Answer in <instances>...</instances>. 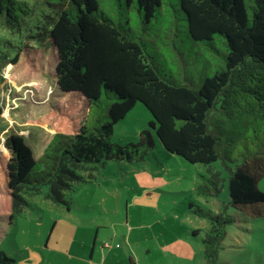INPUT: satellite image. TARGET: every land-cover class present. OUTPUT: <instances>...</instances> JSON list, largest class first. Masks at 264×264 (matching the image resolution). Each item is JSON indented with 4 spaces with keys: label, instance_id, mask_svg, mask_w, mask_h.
Returning <instances> with one entry per match:
<instances>
[{
    "label": "trees",
    "instance_id": "obj_1",
    "mask_svg": "<svg viewBox=\"0 0 264 264\" xmlns=\"http://www.w3.org/2000/svg\"><path fill=\"white\" fill-rule=\"evenodd\" d=\"M176 1L190 40L208 49H214L216 38L223 44L219 61L209 62V72L199 79L190 78L176 60L179 56L186 62L169 9H178L174 1L47 0L53 11L42 17L35 13L37 0H0V15L16 37V44L0 39V96L2 66L21 56L33 69L45 59L53 63L49 76L60 95L39 118L56 130L40 154L12 128L0 125V223L11 225L29 206L26 195L41 193L68 208L66 191L94 178L93 165L143 160L155 145L153 133L166 151L211 165L230 159L231 131L247 139L246 129L257 124L264 132V0ZM116 3L138 11L141 34L129 15L116 18ZM36 37L42 40L38 46L28 44ZM137 102L151 113L150 128L140 129L138 139L125 145L112 142L114 125ZM91 108L97 114L87 125ZM2 111L0 102V121ZM260 140L241 153L227 178L229 205L251 215L264 214V191L258 184L264 177V137ZM208 171L201 174L196 191L217 195L223 178L218 170ZM192 211L211 223L202 238L206 263L222 264L218 252L234 216L199 206ZM0 264H16V259L0 248Z\"/></svg>",
    "mask_w": 264,
    "mask_h": 264
},
{
    "label": "rangeland",
    "instance_id": "obj_2",
    "mask_svg": "<svg viewBox=\"0 0 264 264\" xmlns=\"http://www.w3.org/2000/svg\"><path fill=\"white\" fill-rule=\"evenodd\" d=\"M167 1L177 4L176 0ZM37 2L39 7L36 8V16L44 17L43 13H52L53 8L48 6L47 0ZM116 7V18L124 20L129 15L132 28L141 34V26L137 24L140 21L138 11L133 8H119L118 3ZM176 7L178 9L174 10L169 5L171 18L178 24L175 29L177 46L184 53L186 62L183 63L179 56L176 60L179 66L183 64L182 67L186 68L190 78L199 79L201 75L209 72V62L216 64L219 61L223 44L216 38L214 49H208L203 43L190 40L184 31L183 13L178 4ZM31 28L38 31L37 27ZM11 31L4 17L0 15V39H11L16 44L15 33ZM41 42V38L36 37L29 40L28 44L38 46ZM13 50L14 48L11 53ZM154 55L157 62L161 63L159 52ZM171 65L175 68L174 62ZM35 68H31L22 56L17 63L8 62L2 66L4 81L0 102L3 104V111L0 125L7 129L12 128L38 155L55 132L40 122L39 118L56 103L60 95L49 76L53 71V63L48 64L45 59L42 67ZM165 69L169 70L168 67ZM96 111L97 109L91 108L87 125H90ZM151 119L149 110L137 102L114 125L110 140L120 145L137 140L140 129L150 128ZM254 129H257L260 139L264 137L261 126L257 124L248 126L245 133L249 136L247 139L231 131L230 143L233 145L227 146L230 159H226L225 163L217 159L211 165L190 163L166 151L153 133L155 145L143 160H107L103 165H93L91 171L95 177H87L88 183H75L71 190L66 191V199L70 204L76 198L91 206L100 205L98 211H102L106 219H116L117 215L102 206L110 208L115 203L123 222L128 216L132 224L141 223L142 234L155 235L160 242L168 244L169 252L166 249L165 251L171 264H207L203 256L202 238L211 223L192 209L199 206L214 212L224 210L232 214L235 221L227 225V234L219 249L218 260L222 264H264V214L251 215L235 209L228 203L227 190L229 168H233L240 161L242 152L253 150L261 141L253 137ZM209 168L220 172L223 178L221 191L217 195L204 196L197 193L196 185L202 182L201 174H209ZM87 173L88 171L82 172L85 176ZM258 184L264 191V177ZM26 198L29 206L15 216L11 225L6 227L0 223V248L14 257L16 264H78V260L72 256L73 249L66 253L58 249H48L43 245L51 228L54 229V237L58 236L59 226H63L62 219L73 222L75 217L80 216L82 220L81 214L74 213L75 204L72 203L71 212H67L65 206L51 202L41 193L26 195ZM126 199L128 203L125 202ZM190 203L194 205L190 207ZM54 220L56 224L52 226ZM154 255L158 256V252ZM149 258L151 261L150 256ZM144 261V250L141 247V263L144 264Z\"/></svg>",
    "mask_w": 264,
    "mask_h": 264
},
{
    "label": "crops",
    "instance_id": "obj_3",
    "mask_svg": "<svg viewBox=\"0 0 264 264\" xmlns=\"http://www.w3.org/2000/svg\"><path fill=\"white\" fill-rule=\"evenodd\" d=\"M98 188L102 189L100 185ZM125 202L128 203V199ZM72 203L75 204H73L74 213L81 214L82 220L80 216L75 217L73 222L62 219L63 226H59L58 236L54 237L52 228V231L50 230L47 234L43 243L46 248L58 249L66 253H70L73 249V255H71L78 260V264H143L141 263L142 247L144 264H171L167 256L168 244L160 242L155 235L142 234L141 223L132 224L128 216L123 222L118 215L120 211L115 203L110 208L105 206L102 208L116 214V219L109 217L106 219L102 211H98L100 205L91 206L76 198L72 199ZM72 203H69L68 208L66 207L67 212H71ZM22 212L23 210L16 216ZM55 224L56 220L52 226ZM105 242L108 246L104 245ZM157 252L158 256L154 255Z\"/></svg>",
    "mask_w": 264,
    "mask_h": 264
},
{
    "label": "built area",
    "instance_id": "obj_4",
    "mask_svg": "<svg viewBox=\"0 0 264 264\" xmlns=\"http://www.w3.org/2000/svg\"><path fill=\"white\" fill-rule=\"evenodd\" d=\"M1 139H2V137H0V140H1ZM104 245H105V246H108V243H107V242H105V243H104Z\"/></svg>",
    "mask_w": 264,
    "mask_h": 264
}]
</instances>
